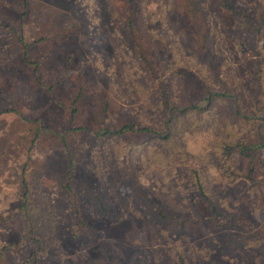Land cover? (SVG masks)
<instances>
[{"label": "rangeland", "instance_id": "rangeland-1", "mask_svg": "<svg viewBox=\"0 0 264 264\" xmlns=\"http://www.w3.org/2000/svg\"><path fill=\"white\" fill-rule=\"evenodd\" d=\"M152 1L133 4L150 37L144 66L119 0H0L12 31L0 28V264H264V0H192L194 16L168 0L170 33ZM175 45L182 59H168ZM160 82L178 101L168 141L95 139L127 123L164 129ZM196 102L203 112L181 111ZM39 123L51 132L34 136ZM62 132L74 178L106 210L95 218L87 192L76 238L54 227L68 207Z\"/></svg>", "mask_w": 264, "mask_h": 264}, {"label": "trees", "instance_id": "trees-1", "mask_svg": "<svg viewBox=\"0 0 264 264\" xmlns=\"http://www.w3.org/2000/svg\"><path fill=\"white\" fill-rule=\"evenodd\" d=\"M136 0H119L121 4V12H117V14H114V17L117 19L118 23L122 26L124 29V34L126 36L127 41L129 42L131 48L133 49L134 53L137 55V59L141 61V63L144 64V66H147V48L150 45V37L147 35V29L145 27V21L144 16L140 11L137 9H134L133 4ZM168 0H153L152 2L155 4V16L154 19L157 23V26L163 30L167 31V33H170V23L167 17L168 8L166 7ZM184 9L187 10V12L194 16V5L192 0H185L184 1ZM94 16L93 12L90 14L89 11H87V20L89 23H92ZM0 28H3L4 30L8 32H12L8 27L2 25L0 23ZM21 42V41H20ZM178 45L173 46V50L171 55L168 59H182L183 57H180L178 54V49L176 48ZM175 48V49H174ZM22 49H25V46L22 45ZM194 59V58H190ZM159 112L164 113L167 120L165 121L163 128L164 129H153L148 126L140 127L134 125V123H127L122 124L118 127L113 128L112 130H109L107 128H101L99 131H97L94 135L95 139H117L122 138L124 136H146L148 137L149 141H155L157 145L162 144V142L168 141L169 138L172 137V130L170 129V125L173 124V116L171 114V111L174 110L172 106H170L171 101H176V97L169 96L166 93V89L163 83H159ZM82 89H77L76 97H78L81 93ZM214 96L215 98L223 99L226 97V94L224 92H216L215 95H209ZM176 99V100H175ZM209 101L205 102L204 106L209 107ZM208 104V105H207ZM181 111H188L187 114L190 113H201L203 112V107H199L197 105V102L192 104L191 106L184 107ZM76 111L73 107L70 108V117L73 119ZM38 123V121H36ZM39 130L43 131H49V128L42 127V125L39 123L38 127L34 129V136L39 133ZM70 132H79L83 134H87V131L83 127H72L69 128ZM65 132L62 133H55L56 136H58L60 143L65 147L66 149V158H67V165L65 168L64 173V181L59 186V190L64 196V198L67 201V210L64 216L60 217V219H57L56 223L54 224V227L57 228L59 226H62V229L68 233V235L72 238H76L79 235L80 231H84L85 233L88 232V226L85 224L81 217V208L85 206V201L83 198L87 195V192L90 191V193L93 195L94 199L96 200V210L95 209L90 211L94 214L95 218H99L102 214H105L106 210L103 204L101 203L100 199L93 193L92 190L87 189L84 184L79 182V180L74 178V162L71 159V153L68 150V141L67 137L64 136ZM110 142V141H109ZM94 148V147H93ZM257 147H255L256 149ZM254 147H240L238 152L241 155H244V151L247 150V152L253 151ZM230 148L224 149L223 151L227 152ZM246 157H250V153H245ZM107 161L110 160L109 158L106 159ZM160 162L159 157L155 158V163ZM198 191L202 194V188L201 185H197ZM21 199L22 203L20 207L18 208V212H20L23 215V218L26 220V222L29 224V234L32 233L33 230V219L30 218V208H29V188L27 184L25 183V180L22 179L21 181Z\"/></svg>", "mask_w": 264, "mask_h": 264}]
</instances>
